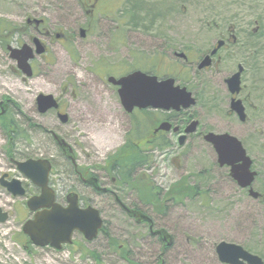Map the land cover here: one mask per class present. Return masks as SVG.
Here are the masks:
<instances>
[{"label": "rangeland", "instance_id": "rangeland-1", "mask_svg": "<svg viewBox=\"0 0 264 264\" xmlns=\"http://www.w3.org/2000/svg\"><path fill=\"white\" fill-rule=\"evenodd\" d=\"M41 10H48V18L54 21L64 17L69 30L77 35L76 44L70 46L68 54L59 44L52 43L53 52L57 55L51 57V65L44 69L42 76L26 81L17 74L16 63L9 53L0 48V99L9 96L19 104L20 109H14L20 113L15 112L18 123L14 130L22 129L13 136V141H10L8 131L0 129V176L11 168V173L26 178L14 168L11 157L21 159V155H46L45 151H48L56 166L54 179L58 180L60 190L65 191L70 185L64 186L59 180L63 156L44 127L65 137L74 146L80 163L92 164L104 162L108 155L124 145L127 122L123 118L118 94L109 92L93 72L98 54L106 49L108 41L98 37L80 40L78 30L75 31L76 24L82 21L76 0H0V20L11 28L24 24L29 12L40 11L37 13L40 14ZM116 20L133 23V29L120 25L122 35L124 31H133V43L122 47L115 56L119 61L126 58L127 49L128 53L133 50L135 59H129L134 60L135 67H145L138 57L142 51L152 56V38L164 36L168 41L175 39L195 58L213 47L219 33L228 24L237 28V36L242 43L235 46L234 51L222 52V61L200 75L195 74L196 67L191 71L190 82L198 97V103L191 112L200 120L201 130L230 133L243 142L255 162L254 168L259 172L253 186L263 193L264 0H117ZM212 23L222 30L217 31ZM256 27L257 33L253 36L252 31ZM249 43L258 47L256 60L245 55ZM239 63L246 68L242 78L243 94H249L255 105V108L251 107L249 121L245 124L226 115L229 98L226 99L225 78L236 71ZM177 72L184 78L188 75L182 69ZM40 92L62 97L63 108L70 114L68 123L63 124L55 112L43 115L37 111L35 101ZM26 117L36 124H25ZM7 128L11 129L9 124ZM183 152L189 153L186 159L173 160V156ZM151 163V169L145 171L150 175L149 185L145 184L151 189L147 192L149 200L156 201V188L169 189L183 176L198 175V180H204L200 185L205 190L204 195L173 204L162 201L165 195L160 200L167 207L165 212L159 211L165 215L158 222L175 239L172 253L176 260L172 259L171 264H219L216 246L222 241L237 243L251 252L264 254V198L255 199L248 190L238 186L229 175V168L218 165L215 150L203 137L195 136L181 149L175 141V148L166 154L155 152ZM194 180L196 178L192 177L191 181ZM26 202V197H13L0 184V207L10 214L8 221L0 222V264H130L121 259L119 252L115 253L116 249H108L107 234L103 232L90 242L77 232L73 244L62 250L36 247L31 243L29 246L30 241L22 232L23 224L30 218ZM110 203V199L99 196L95 202L105 210L103 216L108 231L121 242L135 241L142 231L132 228L127 218ZM115 243L118 249L120 243ZM137 252L135 259L144 262L147 250H142L141 246Z\"/></svg>", "mask_w": 264, "mask_h": 264}, {"label": "flooded vegetation", "instance_id": "flooded-vegetation-1", "mask_svg": "<svg viewBox=\"0 0 264 264\" xmlns=\"http://www.w3.org/2000/svg\"><path fill=\"white\" fill-rule=\"evenodd\" d=\"M76 2L80 19H82V21L77 23L75 26V31L78 30L80 40H86L90 37H98L99 39L108 41L106 49L98 54L96 68L93 72H95L99 81L109 88V92H116L118 96L120 86L112 82L110 80L111 77H115L117 80L137 70H142L149 75L156 76L159 80L172 77L176 80L177 84L187 86L189 90L194 91V85L190 82V74H192L191 71L193 68L196 67L195 74L200 75L203 71H207L212 67L217 66L222 61V52L228 53L229 49L234 51L233 48L242 43L240 38L237 36V28L232 24H228L222 30L218 25L212 23L217 31H222L219 33L218 39L211 49H215L218 46L219 41H224V44L218 49L217 53L211 57V64L202 70H198L197 68L200 65V61L207 55H210L211 50L205 51L198 55V57L193 58L190 55V50L188 48H182L175 39L168 41V38L159 36L152 38V47L150 49V53H153L152 56H148L143 51L141 52V55L138 56L140 57L139 61L141 60L147 67L145 69H141L138 66H134V60H130L134 58L133 50L131 53H128L127 49L126 58H121L119 61L115 56V54H117L122 47H126L130 42L133 43V37L131 36L133 31H124V35H122L123 32L120 31L123 24L129 29H133V23L119 22L116 20L117 0H76ZM39 12L40 11L29 12V14H26L25 16L24 24L21 26H15L14 28H11L9 24L0 20V48L6 50L9 53L10 58L15 61L17 74L23 77L24 81L34 78L35 76H42L41 74L44 69L51 65V57L57 55L53 52V44H59L60 48L67 51L68 54H70V46L76 44L77 35L69 30V24L66 19H63L64 17L61 18L60 21H54L48 18V15H50L48 10H41V13L37 14ZM82 30H84V33H82ZM122 40L124 41L122 42ZM244 45L245 43L242 46ZM38 48L43 51L38 53ZM21 51H30L33 55V57L29 59L30 67L28 68L31 75H28L21 67H19V59H14L11 56L12 54H17ZM182 53H184L185 56H181ZM18 54L20 55V58L24 55L22 53ZM240 65L244 67L241 74L242 89L239 94H231L226 80L239 71L238 67ZM40 67H42L41 72H39ZM178 69H182L183 72H188L186 78H184L185 76L183 74L177 72ZM245 69V66L242 63H239L236 71L229 77L225 78V84L228 91L226 99L229 98V109H227L226 115L228 117L233 116L238 118L242 124L249 121L251 107L254 106L255 108V105L251 101V96L249 94H243L244 86L242 78ZM181 79L185 82L183 83ZM42 93L43 92H40L36 96L35 104L37 111L43 115L49 112H55L61 122L62 120L60 115H67L68 118L66 123H68L70 120V114L65 108H63L64 100L62 97L60 98L53 93L43 94L54 95L57 99L59 107L49 109L47 112H40L38 96ZM193 93L197 98L198 103L197 94L195 91ZM233 99L242 100L247 114L245 122L241 121L238 114L232 111L231 104ZM120 103L123 109V118L127 122L124 130L125 142L121 147L127 146L128 141L136 140L139 142L138 146L140 150L146 151L148 154H152L153 156L155 152H164L166 154V152L175 148V141H177L178 148L181 149L195 136L203 137L205 140V135L209 132L221 133L213 130H201L202 124L200 120L195 117V114L191 112V108L164 110L152 107H135L129 111L123 106L121 101ZM16 108L19 110L20 106L13 98L9 96H2L0 99V129L3 132H9L8 134L11 136L10 141H13V136L22 132V129L14 130L18 123L16 113L20 114L18 111L14 110ZM110 117L112 118L113 116L110 115ZM26 119L27 121L24 119V122L25 124H28V126H34L36 124L32 122L29 117H26ZM196 120L199 121L196 130L194 132L187 133L186 130L191 126L192 122ZM166 123L171 126L169 128L162 129V125ZM8 124L11 127L10 130L7 128ZM44 129L51 135L56 146L60 150L61 157L63 156V166L60 170L61 177L59 180L64 186L68 184L70 186H68L65 191H61V188L57 186V184H59L58 180H55L53 176L54 168H56L55 162L52 155H49L48 151H45L48 153L46 155H44L45 153L30 156L20 154L23 157H21V159L11 157L14 168L19 170L16 161H27L29 159L49 160L52 164L48 180L49 187L53 189L56 201L62 205L68 204V197L70 194H77L79 203L82 207L92 205L98 208L103 216L105 210H102L95 205L97 196L110 199V206L112 205V208L116 207V209L120 211V214L127 218V223L132 228H140L139 231L146 233L137 234L135 241L124 240L126 243L116 239V242L120 243L118 245V249L112 241L113 236L111 233L109 232L110 235H106V239L108 240V249H116L117 252L115 253L118 254L119 252L121 259L129 262L130 264H171L172 259L176 260V255L172 253L175 247V239L169 230L158 222L162 220L161 216L165 214L156 212L154 207L155 204L152 200L150 201L145 196V187H143V185L147 183L149 185L148 179L150 177V175L145 171L151 169L153 166L151 162L149 164H141L140 162H137L136 165L123 164L119 157L113 158V154L119 151L116 150L113 154L108 155L104 162H95L92 164L80 163L74 146L65 137L59 134L73 147V152L76 158V161L73 162V160L70 159V153H65L55 140L54 133L57 132L54 130H48L45 127ZM31 130H33V127H31ZM183 136H185V142L181 143V138ZM164 141H167L168 144L160 148V142ZM206 143L214 149L211 143L207 141ZM154 145L155 147H153ZM10 153L14 154L12 151ZM187 156H189V153H178L173 156V160L186 159ZM179 165L181 166V164ZM220 167L223 168L222 166ZM9 170L11 171V168ZM10 171H5L0 176V184L8 192V194L13 196L8 189L2 185V181L11 182L13 179L21 180L26 191L24 197H26L27 200L42 193V188L35 185L25 175L24 176L26 178L21 175L17 176ZM192 177H195L196 180L191 181ZM189 180L192 184L198 185L199 187L204 181L200 179L198 180L197 176H191ZM72 184H74V186H72ZM160 189H162L160 194V198H162L168 188L163 190L164 188L161 187ZM162 201H164V197L162 198ZM165 201L166 204L176 203L173 199H167ZM150 208L153 211L152 213H149L148 211ZM29 212L30 217H33L35 212ZM141 213L147 218L139 217V214ZM114 217L115 216H113V218ZM104 221V227L108 228L105 218ZM161 231H165L170 234L171 244L165 241V234H162ZM141 246L142 250H147L148 252L147 255H145L144 262L135 259V257H137V251L138 249H141ZM259 255L263 259L264 264V254ZM219 264L228 263H223L219 260ZM244 264L249 263L245 262Z\"/></svg>", "mask_w": 264, "mask_h": 264}, {"label": "water", "instance_id": "water-1", "mask_svg": "<svg viewBox=\"0 0 264 264\" xmlns=\"http://www.w3.org/2000/svg\"><path fill=\"white\" fill-rule=\"evenodd\" d=\"M84 33V30H82ZM224 44L219 41L218 46L211 52L215 55L218 49ZM43 50L38 48L37 52ZM18 53L24 54L22 58ZM12 54V58L19 59V67L24 72L31 75L28 71L29 59L33 57L30 51H21ZM211 55H207L199 65L203 69L211 64ZM181 56H185L184 53ZM244 67L239 66V71L226 80L231 94H239L242 89L241 74ZM119 85V96L123 106L131 111L135 107L139 108H161L164 110L189 109L196 105L197 100L193 92L186 86L176 84L172 77L159 80L156 76L149 75L141 70L134 71L125 77L116 80L110 79ZM38 105L40 112H47L49 109L58 108L57 99L52 94H40L38 96ZM232 111L236 112L239 119L243 122L247 119L245 107L242 100H232ZM63 123L67 122V115H60ZM199 121L192 122L186 130L187 133L194 132ZM171 125L166 123L162 129L169 128ZM55 140L59 147L65 152L70 153V159L76 161L72 146L63 138L54 133ZM185 136L181 138V143L185 142ZM205 140L211 143L217 153L220 166H229L231 177L241 188H248L249 194L255 199L261 196V193L254 189L253 183L256 180L258 172L252 169L253 160L248 155L242 141L230 133L209 132L205 135ZM18 169L26 175L35 185L42 188V193L33 196L27 201V207L34 216L28 219L22 227V231L30 238L31 242L37 247H53L61 250L64 245L72 244L76 231L81 232L85 239L92 241L97 238L100 230L104 226V219L98 208L94 206L81 207L77 194H70L68 204L62 205L56 201V196L51 187H49V174L52 164L49 160L29 159L27 161H16ZM10 193L14 196H24L25 188L21 180L13 179L11 182H3ZM139 217L147 218L139 214ZM9 219V212L0 207V222H6ZM165 241L171 244V236L165 231H161ZM218 258L223 263L228 264H263V259L254 254L242 245L222 241L216 247Z\"/></svg>", "mask_w": 264, "mask_h": 264}, {"label": "trees", "instance_id": "trees-1", "mask_svg": "<svg viewBox=\"0 0 264 264\" xmlns=\"http://www.w3.org/2000/svg\"><path fill=\"white\" fill-rule=\"evenodd\" d=\"M259 17L257 16L256 19H258ZM252 35L256 36L255 32L252 31ZM254 38V37H253ZM250 46V47H249ZM258 47L257 45L254 43H249L248 46H246V54L247 57H250L251 60L254 59L256 60L258 57V52L259 50H257ZM183 83L185 81H182ZM127 146L120 148L119 151L113 156V158H117L119 157L120 161H122L123 164H130V165H136L137 162H140L141 164L147 163L149 164L151 162V156L152 154H148L146 151H142L140 150L138 144L139 142L136 140L133 141H128L127 142ZM160 148L166 146L168 144L167 141L164 142H160ZM155 147V145L153 146ZM190 177L191 175L185 177L183 176L179 181H177L173 186H171L165 193V197H164V201L167 199H173L176 203H180L183 202L186 198H195V196L197 195H204L205 190L201 189V187H199L198 185L192 184L190 182ZM143 187H145V196L146 198H148V194L147 192L151 189H149L150 187H147L146 185H143ZM156 188V187H154ZM156 193H154V195H156V201L152 200V202L155 204V211L159 212H165L166 211V207L164 206L163 202L161 204L160 200V194L162 192V189L160 188H156L155 191H157ZM264 193V190H263ZM264 198V197H263ZM151 201V200H150ZM103 233L110 235L109 231L107 230V228L104 227V229L102 230ZM112 241L114 243V245H117L116 239L112 237ZM30 246V242L28 244ZM94 254V253H93ZM95 256V254H94ZM96 257V256H95Z\"/></svg>", "mask_w": 264, "mask_h": 264}]
</instances>
